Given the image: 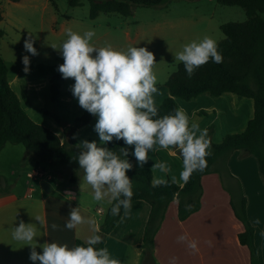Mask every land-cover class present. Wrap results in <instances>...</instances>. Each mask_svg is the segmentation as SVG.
I'll list each match as a JSON object with an SVG mask.
<instances>
[{
    "label": "rangeland",
    "instance_id": "rangeland-1",
    "mask_svg": "<svg viewBox=\"0 0 264 264\" xmlns=\"http://www.w3.org/2000/svg\"><path fill=\"white\" fill-rule=\"evenodd\" d=\"M55 3L57 10L48 0H0V56L7 66L6 80L17 95L22 109L34 123L51 130L61 141H64L66 132L71 128L76 144L87 140L96 141L98 146L99 137L94 131L97 117L92 115L89 122L75 127V120L85 110L79 106L78 100L72 94L74 79H64L58 71V66L64 62L59 50L67 39L68 29L81 35L93 30L95 35L91 43L97 48L110 45L117 51H127L129 47H146L154 53V72L158 81V92L154 94V99L157 103L162 96L167 95L165 82L180 63L175 55L182 51L185 44L199 41L205 36L218 43L223 38L220 31L222 24L243 22L246 19L241 7L223 6L215 0H170L158 6H132L131 15L128 17L100 13L95 19L89 18L87 1L77 7H69L66 0H55ZM29 35L34 40L38 55L33 56L24 49V41ZM53 45L56 49L52 48ZM25 55L30 59L28 72L23 70L22 58ZM53 87L58 88L57 97L54 99ZM179 102L178 108L185 112L182 105L184 101ZM64 169L66 173L76 171L78 181L70 191L75 203L88 207L87 212L80 210L81 215L94 222L79 225L77 231L80 232L85 226L88 229L93 228L102 218L96 209L106 208L109 197L100 202L94 200L93 190L84 181V171L80 166H66ZM33 172H43V176L28 175ZM48 175L51 176L47 166L27 155L23 145L6 143L0 150L1 194L13 191L20 197L25 187H34L37 190L41 182L49 183L53 187V194H56L58 189L55 182L48 179ZM224 181L227 186L235 189V184L227 176ZM38 204L35 202L32 210L16 207L12 211L15 215L7 217V223L2 229V233L8 235V243L5 244L9 255L12 261L19 264L29 258L31 251L30 246L13 239L12 236V230L21 220L37 227V237L33 244L37 243L36 251L42 252L39 247L43 244L41 227L36 220ZM30 212L33 214H27ZM131 259L133 251L128 252L125 264H129ZM141 261L139 258L138 263Z\"/></svg>",
    "mask_w": 264,
    "mask_h": 264
},
{
    "label": "trees",
    "instance_id": "trees-1",
    "mask_svg": "<svg viewBox=\"0 0 264 264\" xmlns=\"http://www.w3.org/2000/svg\"><path fill=\"white\" fill-rule=\"evenodd\" d=\"M17 2L19 0H9ZM69 7H77L84 1L89 5V18L95 19L100 13H115L123 17L131 15L132 6L151 7L167 3L170 0H66ZM223 6H238L244 10L246 19L243 22H227L220 26L223 38L217 43L218 50L223 56L222 63L211 60L196 69L189 78L184 65L180 62L176 70L168 77L165 86L169 96L163 98L158 107V116L174 115L179 109L176 99L189 101L199 95L219 96L223 93H233L253 101V116L241 133L227 134L220 143L211 140L212 127L209 126L208 138L211 141L210 155L206 157L207 168L193 172L187 183L176 185L169 179L152 183V173L147 168H131L127 172L132 180L134 201H144L150 211L143 230L140 264H157L153 256L154 237L164 219L165 211L172 200L177 201V218L187 219L200 209L202 193L201 178L210 173H216L222 187L228 192L230 206L235 218L243 225V231L237 235L240 245L249 251V264H260L254 244V228L246 214L245 198L239 184L235 189L224 184L225 176L232 178L227 160L235 152L253 156L264 182V0H215ZM57 10L55 0H48ZM2 11L0 10V21ZM1 35V31H0ZM7 66L0 56V150L6 143L21 144L27 155L33 156L47 166L52 177H56V188L60 191L71 190L78 181L76 171L64 172L66 166H79L78 155L81 149L77 147L72 136V129L66 132L64 141L51 130L34 123L25 113L20 101L6 80ZM57 87L52 88V98L57 97ZM92 114L86 110L75 120V127L90 121ZM115 153L124 158L120 148L129 146L123 140L110 142L107 145ZM183 161L179 150L173 149ZM130 152L127 159L130 162ZM1 192V189H0ZM115 201L104 212L98 226L103 242L96 245L104 248L107 235L119 222L123 213L116 216L111 214ZM87 246L86 242L76 239L74 246Z\"/></svg>",
    "mask_w": 264,
    "mask_h": 264
},
{
    "label": "clouds",
    "instance_id": "clouds-1",
    "mask_svg": "<svg viewBox=\"0 0 264 264\" xmlns=\"http://www.w3.org/2000/svg\"><path fill=\"white\" fill-rule=\"evenodd\" d=\"M67 39L60 47L63 63L58 71L64 79H74L71 86L73 96L79 106L97 117L94 131L98 134L100 145H107L114 140H123L132 147V155L140 167L148 161V152L155 147L179 150L183 159L180 178L187 183L193 172L207 168L206 157L210 155L211 141L208 130L199 128L195 122L189 123L187 114L176 109L175 114L158 116L154 94L158 92L157 76L154 72L155 55L146 47H129L127 51H117L110 45L97 48L91 40L95 35L88 30L82 35L67 30ZM56 49L55 46H52ZM26 52L38 55L34 40L29 35L24 41ZM182 62L189 78L196 69L208 63H222L223 56L217 42L205 36L199 41H192L183 46L175 55ZM24 71H29L30 59L22 58ZM81 149L78 164L83 169L84 181L93 190L95 201L110 197L115 201L111 214L116 216L121 208L125 214L131 209L133 196L132 180L127 172L133 167L127 159V147L120 148L124 158L108 147L98 146L96 141L84 140L77 144ZM164 169L166 165H156ZM36 220L40 222V218ZM94 223L80 213L79 207L70 208L65 227L73 230L82 224ZM58 226L53 224L55 230ZM98 229L86 240L87 246L45 242L37 252V227L33 223L21 220L12 230L13 239L30 246L29 259L36 264H119L111 258L107 248H97L103 242ZM188 241L187 235L177 237V242ZM188 247L197 251L196 241H188Z\"/></svg>",
    "mask_w": 264,
    "mask_h": 264
},
{
    "label": "crops",
    "instance_id": "crops-1",
    "mask_svg": "<svg viewBox=\"0 0 264 264\" xmlns=\"http://www.w3.org/2000/svg\"><path fill=\"white\" fill-rule=\"evenodd\" d=\"M166 94L156 104L169 96L167 87ZM179 101L183 100L176 99L177 106L180 104ZM182 105L190 124L197 123L201 130L212 127L213 143H220L227 134L244 131L253 116V101L233 93H223L216 97L202 94L184 101ZM133 151L134 146L129 149L132 168L149 169L153 184L166 179L178 186L184 184L180 178L183 161L173 149L155 147L148 152V161L143 167L138 165L132 155ZM160 164L166 167L164 169L156 167ZM227 167L232 175V178L229 176L227 178L241 187L247 218L254 228V244L258 260L260 264H264V182L259 174L257 162L253 156L242 155L241 152L235 151L229 156ZM48 179L53 180L56 187V177L49 176ZM47 184L51 189L50 192L43 191L40 184L37 190L34 187H25L20 197L13 191L8 194L0 193V264H19L12 261L5 244L8 243V235L2 233L7 217L11 214L15 215L12 211L16 207L32 210L35 202L39 203L37 214L40 218L43 244L55 242L67 244L71 248L74 247L76 239L86 242L93 234V230L98 229L99 223H95L90 229L85 226L80 232L77 228L67 229L65 224L70 208L79 207V210L87 212L88 207L75 203L70 190L61 192L56 190V194H53V187ZM224 184L228 185L225 181ZM201 188L200 209L183 221L177 218V201L174 199L168 204L164 219L154 237L153 256L156 263L249 264V251L237 240V235L243 231V225L235 218L230 206L229 194L222 187L218 175L216 173L204 175L201 178ZM110 203L109 197V205ZM107 207L97 208L96 212L103 216ZM149 211L150 207L146 202L141 200L132 202L130 212L125 214L123 210L119 222L107 235L104 248H107L111 258L118 260L119 264H125L129 251H133V259L129 260V264L139 262L141 250L138 246L142 242ZM53 224L58 226L55 230L52 228ZM181 235H187L188 241H196L198 250L190 249L188 241L178 243L177 237ZM20 264H33V262L26 258ZM36 264L39 262L37 261Z\"/></svg>",
    "mask_w": 264,
    "mask_h": 264
},
{
    "label": "water",
    "instance_id": "water-1",
    "mask_svg": "<svg viewBox=\"0 0 264 264\" xmlns=\"http://www.w3.org/2000/svg\"><path fill=\"white\" fill-rule=\"evenodd\" d=\"M41 188L43 189V191H45V192H50V188H49V186H48V184L47 183H45V182H42L41 183Z\"/></svg>",
    "mask_w": 264,
    "mask_h": 264
},
{
    "label": "built area",
    "instance_id": "built-area-1",
    "mask_svg": "<svg viewBox=\"0 0 264 264\" xmlns=\"http://www.w3.org/2000/svg\"><path fill=\"white\" fill-rule=\"evenodd\" d=\"M29 176H33V177H42L43 176V172H33L32 174H28ZM49 177V175H48ZM99 213H101L99 210H98Z\"/></svg>",
    "mask_w": 264,
    "mask_h": 264
}]
</instances>
